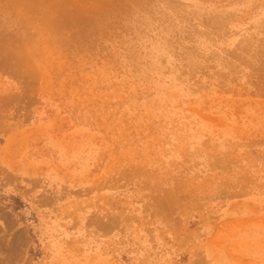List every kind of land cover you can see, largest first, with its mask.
<instances>
[{"label": "rangeland", "instance_id": "374dc122", "mask_svg": "<svg viewBox=\"0 0 264 264\" xmlns=\"http://www.w3.org/2000/svg\"><path fill=\"white\" fill-rule=\"evenodd\" d=\"M0 264H264V0H0Z\"/></svg>", "mask_w": 264, "mask_h": 264}]
</instances>
